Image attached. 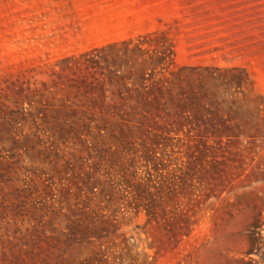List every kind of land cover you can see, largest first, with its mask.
Returning <instances> with one entry per match:
<instances>
[{"label":"rangeland","instance_id":"obj_1","mask_svg":"<svg viewBox=\"0 0 264 264\" xmlns=\"http://www.w3.org/2000/svg\"><path fill=\"white\" fill-rule=\"evenodd\" d=\"M137 36L228 136L48 128L15 100L63 101L59 58ZM0 95V264H264V0H0Z\"/></svg>","mask_w":264,"mask_h":264},{"label":"trees","instance_id":"obj_2","mask_svg":"<svg viewBox=\"0 0 264 264\" xmlns=\"http://www.w3.org/2000/svg\"><path fill=\"white\" fill-rule=\"evenodd\" d=\"M140 40L137 36L114 41L59 58L52 72L64 79L60 88L68 92L59 103L30 98L28 85L18 90L26 99L15 100H26L28 106L36 102L27 113L48 128L62 125L90 133L94 127L97 133H112L154 121L157 131L170 122L178 130L196 128V134L212 139L228 136L225 132L233 125L226 118L207 115L211 93L202 89L200 74H193L192 83L184 86V72L169 69L172 46L167 43L162 50L150 51Z\"/></svg>","mask_w":264,"mask_h":264}]
</instances>
